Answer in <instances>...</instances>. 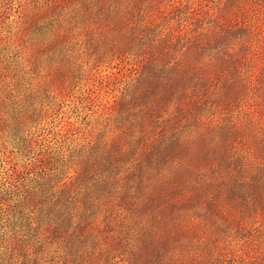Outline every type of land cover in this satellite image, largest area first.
<instances>
[{
  "label": "trees",
  "instance_id": "16d2710c",
  "mask_svg": "<svg viewBox=\"0 0 264 264\" xmlns=\"http://www.w3.org/2000/svg\"><path fill=\"white\" fill-rule=\"evenodd\" d=\"M38 1L85 74H128L105 75L116 93L89 137L57 132L37 152L29 142L30 244L12 255L264 264V0Z\"/></svg>",
  "mask_w": 264,
  "mask_h": 264
},
{
  "label": "rangeland",
  "instance_id": "374dc122",
  "mask_svg": "<svg viewBox=\"0 0 264 264\" xmlns=\"http://www.w3.org/2000/svg\"><path fill=\"white\" fill-rule=\"evenodd\" d=\"M48 22L42 1L0 0V113L5 114L0 122L2 264L12 259L13 264H27L22 256L12 255L10 246L26 250L30 244L20 201L24 176L33 167L29 142L37 152L53 142L57 132L89 137L100 103L112 102L116 93L110 92L106 80L128 74L124 68H108L88 76L76 51L53 40ZM18 116L25 120L24 128L15 126Z\"/></svg>",
  "mask_w": 264,
  "mask_h": 264
}]
</instances>
